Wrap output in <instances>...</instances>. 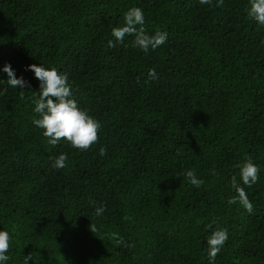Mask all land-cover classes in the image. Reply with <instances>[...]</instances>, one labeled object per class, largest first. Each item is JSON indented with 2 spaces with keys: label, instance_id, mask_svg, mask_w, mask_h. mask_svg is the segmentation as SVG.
Instances as JSON below:
<instances>
[{
  "label": "trees",
  "instance_id": "trees-1",
  "mask_svg": "<svg viewBox=\"0 0 264 264\" xmlns=\"http://www.w3.org/2000/svg\"><path fill=\"white\" fill-rule=\"evenodd\" d=\"M216 2L0 0V231L10 236L0 264L29 253V264H212L217 226L229 239L214 264H264V25L248 16L250 0ZM132 7L146 34L167 33L163 45L116 40ZM6 64L30 87H10ZM32 64L67 74L99 122L87 150L53 146L34 124ZM62 153L67 166L56 169ZM247 156L259 167L250 188L238 167ZM234 175L251 212L228 203Z\"/></svg>",
  "mask_w": 264,
  "mask_h": 264
},
{
  "label": "clouds",
  "instance_id": "clouds-1",
  "mask_svg": "<svg viewBox=\"0 0 264 264\" xmlns=\"http://www.w3.org/2000/svg\"><path fill=\"white\" fill-rule=\"evenodd\" d=\"M224 0H217L215 7H221ZM201 4L212 5V0H200ZM250 8L248 9V16L255 20L258 24L264 25V0H250ZM124 24L121 27H115L112 30V35L120 43H124L126 36H134L133 46L147 52L150 49L155 50L163 45L167 40L166 32H156L154 35L146 34L144 29L145 17L143 10L139 7H132L124 13ZM139 26V27H137ZM109 47L115 48L116 44L112 41L108 42ZM28 70L34 72L35 77L40 81L39 85V99L35 100L34 112L38 114L39 118L34 120V124L44 129L43 135L47 138L48 143L55 146L61 140L68 141L72 147L87 150L98 140L99 122L83 110L75 98L69 78L67 74L59 72L55 68L48 69L43 65L32 64L28 66ZM3 71L7 73L8 80L6 83L12 88L23 89L30 87L28 81L23 77L17 78L14 70L10 64H6ZM149 80L158 79L156 70H149ZM5 81L0 80V83ZM7 91V89H3ZM107 149L101 147L100 155L104 156ZM67 154H60L54 158L53 167L56 169H63L67 166ZM239 177L243 185L251 187L257 183L259 179V167L253 162L250 156H247L244 162L238 165ZM214 171V170H213ZM186 177L189 182L200 187L203 181L198 179L195 172L192 170L186 171ZM231 186L236 192V196L229 199L228 203H239L244 209L251 212L253 204L249 200L245 188L240 185L237 176H232ZM105 207L97 206L95 214L97 216L103 215ZM212 228V224L208 225ZM90 231L95 233L97 228L91 223ZM118 234H111L110 239H116L117 244L124 245L125 242ZM229 239L228 229L217 226L211 235L207 238L208 258L212 264L220 253L225 242ZM10 236L7 231H0V262L8 261L9 257L6 253L9 250ZM130 247V245H125ZM32 260V253L25 257L24 264H29Z\"/></svg>",
  "mask_w": 264,
  "mask_h": 264
}]
</instances>
